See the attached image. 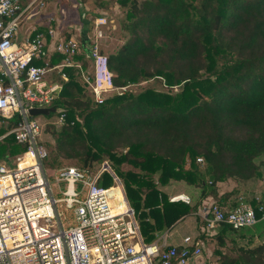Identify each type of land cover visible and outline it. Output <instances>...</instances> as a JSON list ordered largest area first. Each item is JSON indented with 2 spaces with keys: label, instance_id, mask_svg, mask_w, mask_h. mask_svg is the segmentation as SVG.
<instances>
[{
  "label": "trees",
  "instance_id": "16d2710c",
  "mask_svg": "<svg viewBox=\"0 0 264 264\" xmlns=\"http://www.w3.org/2000/svg\"><path fill=\"white\" fill-rule=\"evenodd\" d=\"M115 1L123 11L118 23L125 37L108 55L115 90L102 104L94 102L82 82V72L90 70L92 78L84 53L75 57L81 69L63 68L66 80L57 73L62 91L53 106L65 119L61 127H48L53 143L46 145L43 166L74 161L93 172L108 163L143 241L151 244L197 210L171 202L163 190L170 183L197 188L201 200L212 197L229 211L246 202L239 184L264 176V0ZM63 59L55 53L48 66ZM45 62L46 57L34 59L32 65ZM19 122L18 115L5 120L0 114V134ZM25 151L13 135L6 136L0 140V165ZM231 180L236 186L219 197ZM97 184L110 188L115 181L103 172ZM249 204L257 218L253 227L223 224L210 237L201 232L219 264H264V195Z\"/></svg>",
  "mask_w": 264,
  "mask_h": 264
},
{
  "label": "built area",
  "instance_id": "2783aa9c",
  "mask_svg": "<svg viewBox=\"0 0 264 264\" xmlns=\"http://www.w3.org/2000/svg\"><path fill=\"white\" fill-rule=\"evenodd\" d=\"M22 1L0 0V114L5 120L20 117L15 128L0 134V140L13 135L19 145L26 146L16 164L0 165V264L195 263L202 255L195 238L186 237L179 246L169 245L165 235L151 244L143 241L124 188L108 163L94 173L65 166L49 176L43 166L48 151L40 142L43 126L30 116V110L54 107L62 84L49 81V74L61 73L66 80L63 68L81 69L74 61L80 49L75 38L59 41L54 52L64 59L49 67L53 55L44 50L42 35L26 43L16 42L23 14L46 5L45 0H27L23 7ZM103 21L98 18L95 26ZM49 35L55 37L54 30H49ZM86 55L92 63V78L82 72V82L100 105L115 90L108 56L89 38ZM45 57L44 66L32 65L34 59ZM57 112L51 124L61 127L65 114ZM103 172L111 174L116 186L97 184ZM114 189H118L124 209L116 205ZM177 201L191 203L187 196L171 198V202ZM199 217L209 235L223 224L239 230L257 223L254 209L244 201L229 211L210 203Z\"/></svg>",
  "mask_w": 264,
  "mask_h": 264
},
{
  "label": "crops",
  "instance_id": "0c3cea01",
  "mask_svg": "<svg viewBox=\"0 0 264 264\" xmlns=\"http://www.w3.org/2000/svg\"><path fill=\"white\" fill-rule=\"evenodd\" d=\"M87 1L89 2L90 0H86V2L82 1V3L80 0H45L46 5L43 9L28 11L23 14L20 20V25L16 38L18 40H21V42L19 43H26L27 40H30V38H32V35L34 33L39 32L38 35L43 36V41L45 44L44 50L46 51V53L52 55L55 54L54 52L55 45L59 41L70 38H75L78 41L79 38L81 41V50L79 54L82 53L86 54L85 51L86 43H87V39L89 38V35L87 34L89 30L88 29L89 21L93 25L95 20H97L98 18H104L103 16L104 13L100 12L101 14L100 13L97 14L96 10L91 11L87 9L86 8ZM26 4H27V0H23L22 1L23 7H25ZM88 7H90V5H88ZM85 9L88 12L87 15ZM77 21H79L80 24H78ZM49 30H54L55 37L49 35ZM74 61L81 64V62L76 61L75 59ZM163 190L169 196L170 201L171 198L174 197L187 196L191 201L190 203L191 205L193 206L197 205L196 212L192 213L190 216L186 217L185 219L180 220L179 222L185 221L186 219L193 217H195L196 219L197 217L199 218L202 209L206 207L208 204L216 201L212 197L201 200L199 198L200 190L185 185L184 183L172 182L169 185H167L165 188H163ZM226 191L227 190L223 185V188L219 193V197ZM232 199H234V197H231V200ZM229 202L230 200L227 201L224 204V206L228 207ZM200 229L201 231L205 230L204 226L201 227ZM164 235L166 236L167 243L172 246H179L183 243V240L186 237H191L190 235L185 234L181 238H175V236H173L169 232H165L164 234L160 235L157 238V240H159ZM193 264H204V263L203 262L201 263L200 259H198Z\"/></svg>",
  "mask_w": 264,
  "mask_h": 264
},
{
  "label": "rangeland",
  "instance_id": "374dc122",
  "mask_svg": "<svg viewBox=\"0 0 264 264\" xmlns=\"http://www.w3.org/2000/svg\"><path fill=\"white\" fill-rule=\"evenodd\" d=\"M88 5H90V7H88ZM86 8L91 11L96 10L97 14H99L100 12L104 13L103 24L99 25V27H96L95 22L93 23V25L91 23V25H89V30L87 34L89 35V40L97 44L100 52L108 56L109 54L115 52L125 42L124 34L121 33L118 23L119 19L123 17V11L119 8V5L116 3L115 0H90L89 2L87 1ZM85 12L87 15L88 12L86 11V9ZM77 23L80 24L79 21H77ZM15 40L18 43L21 42V40H18L17 38ZM77 42L79 45V49L81 50V41L79 38ZM89 75H90V70H89ZM57 79L58 77L56 72H52L51 74H49L48 77L49 81H56ZM134 90L137 91L138 88ZM56 117H57L56 113H53L49 116L34 117L43 126V131L41 132L40 135V142L46 149H47L46 147L47 144L53 143V137L51 132L48 130V127L56 126L54 124H51L52 122L56 121L55 120ZM11 162L12 165L17 163L16 160ZM198 163L202 164V161ZM65 166L78 167L74 161H61V166L48 169L49 176L53 177V175H55L58 169ZM97 168L98 167H94L92 173H94L97 170ZM123 168L126 170L131 169V167L128 165H124ZM235 186H236V182L233 180L229 181L227 184L224 185L227 191L232 190ZM239 188L242 191L240 194L245 195L244 198L246 199V202L248 204L253 197L256 198L257 201H261L264 195V176L263 178L255 179L254 181L249 183H245L242 185L239 184ZM203 223L204 221L200 217L199 218L197 217V219L193 217L175 224L167 232L175 236V238H181L185 234H187L190 235L192 238L195 237V241H199L198 239H200V235L202 232L200 228L203 227ZM204 227H206V223ZM210 236L211 235H209L208 237ZM207 239L209 238L206 237V239L203 240L200 239L202 241L200 242V245L202 247V255L199 259L201 263L203 262L204 264H219L217 262L218 257L213 255L214 245ZM260 242L261 241L257 239L255 241V245L260 244ZM240 243L242 245L244 244L243 241H241Z\"/></svg>",
  "mask_w": 264,
  "mask_h": 264
},
{
  "label": "water",
  "instance_id": "95a60500",
  "mask_svg": "<svg viewBox=\"0 0 264 264\" xmlns=\"http://www.w3.org/2000/svg\"><path fill=\"white\" fill-rule=\"evenodd\" d=\"M55 112H56L55 107L42 108V109L35 108L30 110V116L31 117L49 116Z\"/></svg>",
  "mask_w": 264,
  "mask_h": 264
},
{
  "label": "bare ground",
  "instance_id": "6f19581e",
  "mask_svg": "<svg viewBox=\"0 0 264 264\" xmlns=\"http://www.w3.org/2000/svg\"><path fill=\"white\" fill-rule=\"evenodd\" d=\"M112 192H115L117 194L118 201H116V205H119L121 209H124V201H122L121 195L119 194L118 189H114Z\"/></svg>",
  "mask_w": 264,
  "mask_h": 264
}]
</instances>
